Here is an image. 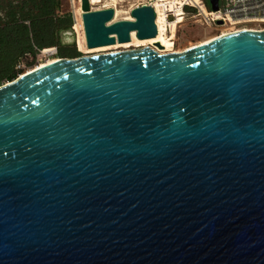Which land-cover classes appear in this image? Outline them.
I'll use <instances>...</instances> for the list:
<instances>
[{"label":"water","instance_id":"1","mask_svg":"<svg viewBox=\"0 0 264 264\" xmlns=\"http://www.w3.org/2000/svg\"><path fill=\"white\" fill-rule=\"evenodd\" d=\"M81 10L88 48L157 32ZM0 86V264H264V30Z\"/></svg>","mask_w":264,"mask_h":264},{"label":"trees","instance_id":"2","mask_svg":"<svg viewBox=\"0 0 264 264\" xmlns=\"http://www.w3.org/2000/svg\"><path fill=\"white\" fill-rule=\"evenodd\" d=\"M60 0H0V85L22 73L21 60L56 47L57 58H77L75 44L64 42L71 15L58 16Z\"/></svg>","mask_w":264,"mask_h":264},{"label":"built area","instance_id":"3","mask_svg":"<svg viewBox=\"0 0 264 264\" xmlns=\"http://www.w3.org/2000/svg\"><path fill=\"white\" fill-rule=\"evenodd\" d=\"M69 9H64L62 0H60V9L56 12L58 16L70 14L72 25L70 31L75 36L73 42L76 43L77 52L84 56L85 53L79 49L77 39V15L76 8L80 7L78 14L82 21L81 0H68ZM123 6H126L127 14L134 8L149 6L155 13V19L161 16L165 25L166 33L169 35L173 46L176 41L178 31H183L187 26L192 25L202 32L214 31L215 37L228 33H234L243 30L261 31L264 30V0H216V9H213L211 0H124ZM90 10L96 11L97 4H92L88 0ZM119 6V5H118ZM115 11V10H114ZM133 20V19H131ZM171 25H174L175 36L171 38ZM155 26L157 24L155 20ZM173 49V47H172ZM48 57L56 55L57 48L50 47L39 51V53ZM38 53V54H39Z\"/></svg>","mask_w":264,"mask_h":264},{"label":"rangeland","instance_id":"4","mask_svg":"<svg viewBox=\"0 0 264 264\" xmlns=\"http://www.w3.org/2000/svg\"><path fill=\"white\" fill-rule=\"evenodd\" d=\"M62 5L64 7V9H69V1L68 0H62ZM57 14V13H56ZM118 20H122V17L120 16L118 18ZM70 32V38H68V36H64V42L65 43H71L73 41V38L75 39V36L72 34L71 31ZM215 35L214 31H208L203 33L202 29L197 30L194 26L189 25L187 26L183 31H178L177 35H176V41L174 46L171 43V46H169V44H166L164 46H160V47H155L154 49H156L157 51H163V50H167V51H178V50H185L187 48H189L190 45H198L200 43H202V41L204 39H208L211 36ZM206 37V38H205ZM77 39H78V46L80 48V50H82L83 53H85V55H93V54H102V53H109V52H115V51H124V50H133V49H137V48H141V47H151L148 44H144L142 43V41L137 40L138 42L136 43H130L129 45H122V46H118L116 48H103V50L101 51H95L97 49L94 50H85L84 49V39H80L79 35L77 34ZM75 44V48H76V43ZM173 47V49H172ZM152 48V47H151ZM77 51V49H76ZM161 53V52H160ZM47 58H51V60H55L57 59L56 55H51V56H47V55H43L41 54V52L35 56L32 55H28L26 57H24L21 62H20V68L22 70V73H25L28 70L34 69L36 66L38 67L39 65H41V63L46 62ZM46 60V61H45ZM49 60V59H48ZM20 74V75H21Z\"/></svg>","mask_w":264,"mask_h":264},{"label":"bare ground","instance_id":"5","mask_svg":"<svg viewBox=\"0 0 264 264\" xmlns=\"http://www.w3.org/2000/svg\"><path fill=\"white\" fill-rule=\"evenodd\" d=\"M81 2H82V0H81ZM124 2H125L124 0H91V3L93 5L98 3V5H95V6H98L97 7L98 9H96V10H104V9H113V10H115L114 11V17H113L114 20H118V18L120 16L122 17V20H131L132 19L131 16H129L127 14V10H126L127 8H126V6H123V3ZM79 12H80V7L77 6V8H76V15H77V26H76V30H77V34L79 35V38L80 39H84V41H85L84 42L85 43L84 44V49L85 50H87V49H89V50L97 49L95 51H98L99 49L103 50V48H105V49L106 48H116L118 46L129 45L130 43H136V42H138L137 40L142 41V43H144V44H148L149 46L152 47V49H154L157 46L158 47L164 46L166 44H169V46H171V43L172 42L170 41L171 39L169 38V35L166 33V25H165L162 17L161 16H158V18L155 19L156 20V24H157V32H156V35L154 37H152V38L139 39V38H137L135 31H131L130 32V39L127 42L118 43L116 41L114 44L104 45V46H98V47H93V48H88L86 46V39H85V34H84L83 22L81 20H79V18H78ZM175 28L176 27L174 25H171V30H170V34H171L170 36H171V38L175 36ZM214 38H215V35L211 36L208 39H204L202 41V43H200V44L206 43V42H208V41H210V40H212ZM192 47H194V44L193 45H190L189 48H187V49H190ZM101 50H99V51H101ZM154 50L157 51L156 49H154ZM183 50H178V51H167V50H163V51H157V52H159V53L160 52L161 53H171V52H180V51H183ZM46 60H45L46 62L41 63V65H39V66H43L45 64H49V63L55 61L56 59L55 60H51V58H47ZM31 70H33V69H31ZM28 71H30V70H28ZM28 71H26V72H28Z\"/></svg>","mask_w":264,"mask_h":264},{"label":"snow or ice","instance_id":"6","mask_svg":"<svg viewBox=\"0 0 264 264\" xmlns=\"http://www.w3.org/2000/svg\"><path fill=\"white\" fill-rule=\"evenodd\" d=\"M0 87H2V86H0Z\"/></svg>","mask_w":264,"mask_h":264}]
</instances>
